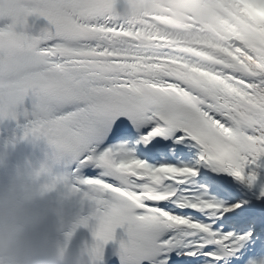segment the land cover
Segmentation results:
<instances>
[{
    "label": "snow or ice",
    "instance_id": "1",
    "mask_svg": "<svg viewBox=\"0 0 264 264\" xmlns=\"http://www.w3.org/2000/svg\"><path fill=\"white\" fill-rule=\"evenodd\" d=\"M4 18L0 120L23 116L90 202L96 264L109 242L121 264H264V0H0Z\"/></svg>",
    "mask_w": 264,
    "mask_h": 264
},
{
    "label": "clouds",
    "instance_id": "2",
    "mask_svg": "<svg viewBox=\"0 0 264 264\" xmlns=\"http://www.w3.org/2000/svg\"><path fill=\"white\" fill-rule=\"evenodd\" d=\"M67 188L43 165L8 166L0 155V264H96L92 243L70 247Z\"/></svg>",
    "mask_w": 264,
    "mask_h": 264
}]
</instances>
